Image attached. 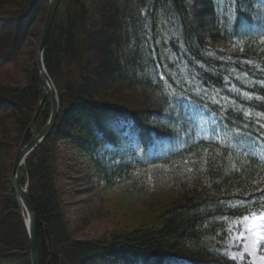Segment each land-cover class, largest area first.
Wrapping results in <instances>:
<instances>
[{"label":"trees","instance_id":"1","mask_svg":"<svg viewBox=\"0 0 264 264\" xmlns=\"http://www.w3.org/2000/svg\"><path fill=\"white\" fill-rule=\"evenodd\" d=\"M48 7L0 0V67L26 76L0 80V264H32L11 177L51 113L48 99L31 125L44 94L31 40ZM44 63L59 114L19 171L38 264H250L212 240L264 211V0H61ZM84 169L98 184L74 202ZM111 213L110 232L77 236Z\"/></svg>","mask_w":264,"mask_h":264},{"label":"rangeland","instance_id":"2","mask_svg":"<svg viewBox=\"0 0 264 264\" xmlns=\"http://www.w3.org/2000/svg\"><path fill=\"white\" fill-rule=\"evenodd\" d=\"M31 41L32 47H36L38 50L40 39ZM0 80L12 81L15 84L24 85L26 83V76L17 65L12 63L0 67ZM197 115L199 116L200 123H202L203 132L209 133L212 118L206 115L205 112H198ZM24 144H26L25 141ZM76 178L77 182L73 186L80 194H77L74 202L90 200L94 196L92 194L95 192L94 190L98 181L91 176V173L87 169L80 171ZM148 182L151 186L154 185L152 177H148ZM96 191L98 193V189ZM113 199L109 197L107 202H105L104 209H113L115 204V200ZM261 213H264V211L256 213V216L249 215L231 221L227 237L224 240L213 239V246L237 261H248L250 264H264V260L261 259L264 257V218L260 216ZM74 214L76 215V212ZM115 215L118 214L111 213L109 216L103 218H94L86 227L78 232L77 236L80 239H90L110 232L115 224ZM167 262L169 264H189L186 260L175 257H169Z\"/></svg>","mask_w":264,"mask_h":264},{"label":"water","instance_id":"3","mask_svg":"<svg viewBox=\"0 0 264 264\" xmlns=\"http://www.w3.org/2000/svg\"><path fill=\"white\" fill-rule=\"evenodd\" d=\"M60 3L61 0H49L48 13L44 23L40 44L36 54V63H37V68L41 82L44 86V94L31 125H33L34 121L36 120L37 116L39 115L43 107V104L46 102L48 98L51 103L50 117L41 132H39L37 135H34L33 138L26 144H24L23 141L22 146L19 148L17 152L16 159L14 162L12 177H11L12 187L16 194L20 207H25L29 216V223H27L25 218H24V222L29 236L32 264H38L37 220L28 195V182L26 183V185H23L21 183V181L19 180V171L25 165L29 155L51 133L59 114V108H60L59 96H58L57 88L55 87V84L45 66L44 51Z\"/></svg>","mask_w":264,"mask_h":264},{"label":"bare ground","instance_id":"4","mask_svg":"<svg viewBox=\"0 0 264 264\" xmlns=\"http://www.w3.org/2000/svg\"><path fill=\"white\" fill-rule=\"evenodd\" d=\"M21 209H22L23 215H24V212H25L26 215H24V218L27 221V223H29V216H28V213H27L25 207H21Z\"/></svg>","mask_w":264,"mask_h":264},{"label":"snow or ice","instance_id":"5","mask_svg":"<svg viewBox=\"0 0 264 264\" xmlns=\"http://www.w3.org/2000/svg\"><path fill=\"white\" fill-rule=\"evenodd\" d=\"M252 216H256L257 214L256 213H251ZM260 216L262 218H264V213H261ZM262 260H264V257L261 258Z\"/></svg>","mask_w":264,"mask_h":264}]
</instances>
